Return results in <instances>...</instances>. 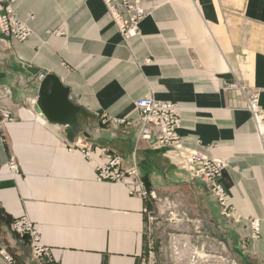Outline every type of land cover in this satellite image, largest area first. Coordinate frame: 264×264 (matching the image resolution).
<instances>
[{"label":"crops","instance_id":"obj_1","mask_svg":"<svg viewBox=\"0 0 264 264\" xmlns=\"http://www.w3.org/2000/svg\"><path fill=\"white\" fill-rule=\"evenodd\" d=\"M139 34L124 39L102 0H12L32 31L25 42L0 33V247L16 264H35L27 240L11 231L28 217L58 264H141L145 202L96 180L105 150L136 162L146 186L181 199L188 217L220 223L243 264H264V143L236 82L264 109V0H142ZM40 74H52L82 108L80 134L40 113ZM152 97L181 107L186 146L225 164L221 183L240 216L221 220L206 185L137 141V127L115 129L104 116L137 120ZM94 146L89 162L70 144ZM15 160L18 174L9 169ZM260 221L252 238L249 220ZM0 264H8L0 258Z\"/></svg>","mask_w":264,"mask_h":264},{"label":"built area","instance_id":"obj_2","mask_svg":"<svg viewBox=\"0 0 264 264\" xmlns=\"http://www.w3.org/2000/svg\"><path fill=\"white\" fill-rule=\"evenodd\" d=\"M115 27L126 40L139 34V26L147 16L142 0H102ZM12 0H0V33L6 38L25 42L32 36L31 29L22 22L11 8ZM46 74H40L43 81ZM240 92L246 99V109L250 112L255 123L257 133L264 143V109L260 106L258 94L250 93L242 84L236 82L227 88ZM139 112L137 120L119 119L104 116L103 122L110 123L115 129L137 127V141L146 142L149 147L161 151L179 170L185 171L193 180L203 182L219 207L220 215L227 221L236 224L240 216L231 203L229 191L221 183L225 164L207 155L196 152L186 146L180 134L181 107L179 104L156 100L152 97L140 99L136 102ZM10 112L0 107V125L12 122ZM71 150L80 151L87 161L94 160V146L72 143ZM105 161L97 166L96 180L124 186L129 194L145 202L143 214L145 216L146 231L149 226L156 224L159 219L166 221H186L188 214L183 209L181 199L173 196H161L151 191L142 179L138 165L124 168V158L118 154L106 151ZM12 173L18 174L19 165L15 160L9 164ZM252 238L261 236L260 221L249 220ZM11 231L19 239L27 240L35 264H58L50 248L42 242V236L37 226L26 216L17 218L11 223ZM0 258L8 264H16L14 258L4 247H0Z\"/></svg>","mask_w":264,"mask_h":264},{"label":"rangeland","instance_id":"obj_3","mask_svg":"<svg viewBox=\"0 0 264 264\" xmlns=\"http://www.w3.org/2000/svg\"><path fill=\"white\" fill-rule=\"evenodd\" d=\"M188 218L182 222L159 219L150 225L141 264H243L220 223L197 215Z\"/></svg>","mask_w":264,"mask_h":264},{"label":"water","instance_id":"obj_4","mask_svg":"<svg viewBox=\"0 0 264 264\" xmlns=\"http://www.w3.org/2000/svg\"><path fill=\"white\" fill-rule=\"evenodd\" d=\"M37 110L53 124L68 126L72 136L82 132L80 116H86L82 108L69 100V89L64 87L56 76L46 74L41 83Z\"/></svg>","mask_w":264,"mask_h":264}]
</instances>
